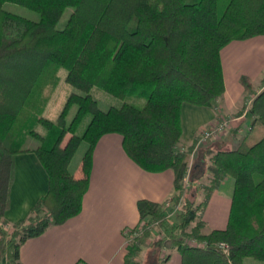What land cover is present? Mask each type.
I'll use <instances>...</instances> for the list:
<instances>
[{"label": "trees", "instance_id": "trees-1", "mask_svg": "<svg viewBox=\"0 0 264 264\" xmlns=\"http://www.w3.org/2000/svg\"><path fill=\"white\" fill-rule=\"evenodd\" d=\"M6 4L38 17L10 12ZM256 37H264V0H0V127L5 131L0 136V264H22L19 253L26 241L81 213L95 147L108 134L122 136L126 154L144 171L172 170L178 192L173 200L181 205L176 223L170 224L163 205L138 201L140 225L145 220L156 223L162 235L153 239L144 226V239L127 246L125 264H136L132 259L149 237L144 257L149 264H166V241L181 255V264H264V90L253 101L249 132L237 148L225 150L215 142L195 152L196 139L179 149L183 105L216 109L226 91L222 50ZM61 68L79 93L71 95L61 128L51 139L34 134L41 141L34 152L48 174L49 191L30 219L10 225L4 215L14 182V156L25 152L15 138L41 108L44 92ZM241 83L251 90L248 78L242 77ZM94 88L124 103L102 109L92 96ZM131 97H144L146 104L140 108L126 102ZM73 104L78 110L65 128V113ZM86 116L91 120L78 136L75 130ZM39 121L50 127L48 121ZM69 132L73 135L63 146ZM84 141L87 177L74 182L66 194L63 174ZM227 177L235 181L228 225L204 233L202 212ZM191 239L203 246L192 247ZM220 242L229 246V254L215 247Z\"/></svg>", "mask_w": 264, "mask_h": 264}, {"label": "crops", "instance_id": "crops-1", "mask_svg": "<svg viewBox=\"0 0 264 264\" xmlns=\"http://www.w3.org/2000/svg\"><path fill=\"white\" fill-rule=\"evenodd\" d=\"M71 12V9L68 10V18ZM221 61L225 94L214 110L183 105L181 151L198 139L199 133L219 117L234 119L230 123L229 133L220 142L222 146L230 145V150L237 148L232 138L235 131L243 133L250 129L248 123L252 117L240 108L245 96L240 80L242 77L248 78L253 87L261 83L264 74V37L230 43L222 50ZM25 144L31 149L14 156V182L9 207L4 215L10 225L30 219L39 201L49 191V177L34 152L37 146H34L33 137L28 138ZM79 149L63 174L66 194L70 193L74 182L87 177L83 168L86 152L78 155L77 159ZM89 178L90 186L84 196L81 213L63 225L51 227L41 236L26 241L19 253L22 264H125L128 246L126 233L141 226L138 201L147 200L162 205L176 193L174 172L150 173L141 169L126 154L123 138L119 134H108L99 140ZM234 190L235 181L227 177L212 194L202 216L206 233L226 229ZM144 222L149 223V220ZM147 249L142 253L144 256ZM165 257L166 264H181V255L176 249ZM3 264L10 263L5 260Z\"/></svg>", "mask_w": 264, "mask_h": 264}, {"label": "rangeland", "instance_id": "rangeland-1", "mask_svg": "<svg viewBox=\"0 0 264 264\" xmlns=\"http://www.w3.org/2000/svg\"><path fill=\"white\" fill-rule=\"evenodd\" d=\"M4 8L10 12H15L16 14L22 15L24 17H27L29 19H34L36 20V18L38 17V14L31 12L28 9H25L23 7L17 6V5H13V4H6L4 6ZM68 11L66 12V14L64 15V17L62 18V21L59 25L60 28H62L63 25L66 24L67 20H68ZM237 42V41H235ZM232 42V43H235ZM68 75V71L65 68H61L58 73L57 76H55L54 80H53V86H49L43 95V104L41 105V108L34 112L28 122L24 125V127L17 132V136L15 138L16 142L19 143L20 147L22 150L24 151H28L29 145L25 144L26 141L28 140V138L33 137L34 139V146H37L36 149L41 145V141L39 139H37L34 134L39 135L40 137L44 138V139H51V134H56L57 130H60V117L61 115L64 113V110L66 108V105L71 97V95L73 93H79L78 91H76L75 88H73L71 85H69L66 81V77ZM242 79V78H241ZM241 83V80H240ZM252 88L251 90L246 89L242 83V87L244 89L245 92V96L243 98L242 104L240 105V108L242 111H246L248 112L247 114H249V111L252 107L253 101L256 98L257 95H259L263 90H264V74H263V78L261 80V83L258 85L256 84L255 87H253L252 82L250 81ZM92 96L99 102V104L101 105V107L103 108H108V107H120L124 101L120 100L118 98H115L114 96L104 92L102 89L100 88H94L92 90ZM126 102L135 104L138 107H143L146 104V99L144 97L141 98H135V97H131L128 98L126 100ZM107 106V107H106ZM78 107L76 104H73L69 107V109L67 110V112L65 113V117H66V126L65 128H68L70 126V124L72 123V121L75 118V115L77 113ZM239 115V114H238ZM236 115V116H238ZM252 117V116H251ZM43 119L45 121H48L50 124V127L48 125H45L44 123L40 122L39 120ZM91 120V116H86L80 123V125L78 126V128L75 130V134L78 136H82L89 124ZM223 120H230V123L234 120L231 117H224L223 119H221L220 117L218 118V120L208 126L205 127L200 133L199 136L203 135V133L207 130H209L211 127H213V125H218L217 123ZM252 122V118L250 120V122L248 123V126L251 125ZM247 126V127H248ZM229 129H230V124L229 126L226 128L225 131L219 132L218 134L216 133L211 139L205 141L204 144H202L200 147H198L199 149H207L208 147H210L211 145H214L215 142L220 143L221 140L225 139V135H227L229 133ZM4 132L2 131V128L0 127V136H2V138H4ZM249 130H247L246 132H240L238 133V131H235L234 133V137L233 141L236 142L235 145H237V147L242 143V141L245 139V137L247 136ZM72 133H67V135L65 136V139L62 143L63 146H65L68 142V140L72 137ZM201 139V137H200ZM181 143V142H180ZM221 144V143H220ZM226 144V143H225ZM222 146V144L220 145ZM226 146V147H225ZM181 146L179 145V148ZM225 150H230V145H223V147ZM88 149V143L87 142H82L79 152L77 153L76 158L78 157V155L80 156L81 154H84L85 152H87ZM35 150V149H34ZM197 150H195L196 152ZM190 156L189 158V169L192 168V165L194 164L195 158H194V154ZM78 159V158H77ZM76 163V162H75ZM204 185H209V181L205 180ZM178 192L175 193L174 196H177ZM205 197V193L203 191H201V193L199 194V199L202 201ZM173 199V198H172ZM166 204V202L163 205ZM165 209V207H164ZM46 211V210H45ZM205 210L202 212V215L204 214ZM45 215V212H41L40 216L43 217ZM168 216V220L170 224H175L176 223V219H175V214H171L169 213ZM142 224H145V226H149L148 223L143 222ZM151 224H153V222H151ZM150 224V225H151ZM143 228H145L144 226H142ZM9 229V228H7ZM135 229H132L131 231H134ZM148 232L151 234L153 239H157L159 238L162 234H161V230L157 229L156 226H152L151 229H148ZM203 232L206 233L205 228H203ZM127 238H128V245H133L134 243H137L138 241H136V239L139 240H143L144 239V233L143 230H136L135 234H131L130 232L127 231L126 233ZM152 238H148L143 241V245H142V253L147 249V247H149V244H151L152 242ZM135 239V240H134ZM188 243L192 246V247H199V246H203V243L195 240V239H191L188 241ZM218 244V243H217ZM173 249L172 245L170 242L166 241L164 244V248H163V252H162V258L165 259L168 255V253ZM138 255L137 258L132 259L133 263L136 264H149V260H144V255L143 254Z\"/></svg>", "mask_w": 264, "mask_h": 264}, {"label": "built area", "instance_id": "built-area-1", "mask_svg": "<svg viewBox=\"0 0 264 264\" xmlns=\"http://www.w3.org/2000/svg\"><path fill=\"white\" fill-rule=\"evenodd\" d=\"M218 125H213V127H211L209 130L205 131L203 133V135H201V139L200 137H198L197 139V145H196V150L198 149V147H200L202 144L205 143V141L211 139L216 133L218 134L219 132L225 131L226 128L229 126L230 124V120H223L217 123ZM193 155V154H192ZM190 170L191 168L188 170V173L185 177L184 180V185H183V191L184 193L187 191V189L189 188V175H190ZM165 207V211L167 213V215H169V213L171 214H176L177 212H179L181 210V205L180 203H176L173 199H170L166 202V204L164 205ZM149 224V223H148ZM151 224V223H150ZM149 226H146V228L151 229L152 226H156V223H153ZM142 226H145V224H141V226H139L138 228H136L134 231L129 230L128 232H130L131 234H135L136 230H143ZM215 247L221 251L223 254L227 255L229 254V246L225 243V242H220L218 244L215 245Z\"/></svg>", "mask_w": 264, "mask_h": 264}]
</instances>
